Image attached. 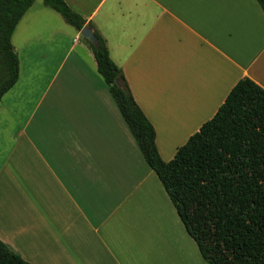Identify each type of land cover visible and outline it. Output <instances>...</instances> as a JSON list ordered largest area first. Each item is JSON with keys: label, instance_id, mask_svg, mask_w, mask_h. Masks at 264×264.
<instances>
[{"label": "crops", "instance_id": "0c3cea01", "mask_svg": "<svg viewBox=\"0 0 264 264\" xmlns=\"http://www.w3.org/2000/svg\"><path fill=\"white\" fill-rule=\"evenodd\" d=\"M64 1L106 41L166 163L239 81L264 90L257 0ZM31 10L19 25L32 17L39 35L48 22ZM74 30L60 32L74 39L60 63L13 45L20 77L0 101V241L29 264H206Z\"/></svg>", "mask_w": 264, "mask_h": 264}, {"label": "trees", "instance_id": "16d2710c", "mask_svg": "<svg viewBox=\"0 0 264 264\" xmlns=\"http://www.w3.org/2000/svg\"><path fill=\"white\" fill-rule=\"evenodd\" d=\"M36 0H0V101L19 81L14 33ZM264 11V0H257ZM44 5L77 31L86 20L64 0ZM90 46L100 76L207 264H264V90L243 79L215 117L166 163L156 131L112 61L106 41ZM0 264H29L0 241Z\"/></svg>", "mask_w": 264, "mask_h": 264}, {"label": "rangeland", "instance_id": "374dc122", "mask_svg": "<svg viewBox=\"0 0 264 264\" xmlns=\"http://www.w3.org/2000/svg\"><path fill=\"white\" fill-rule=\"evenodd\" d=\"M38 10L42 12L43 22L44 21L48 22L47 26L44 27L46 29H42V33L37 35L38 31L36 29L38 30L41 29L40 25L39 24L36 25L35 33H34V31L31 30L34 28V24L33 22H30L32 17H30L29 22L27 20L28 18L26 17L24 23L21 26L19 25L20 27L18 26L14 34L13 45L22 58L25 57V53L22 50L23 47H36V48L39 47V48H44L45 50H42V52L37 54V56L45 52L47 55H50V57H52L53 61L60 63L66 56V52H65L66 49H62V48L64 47L66 48V46H70L74 40L72 36H66L65 34H69L72 32L75 33V30L74 28L68 26L59 14H57L53 10H50V8L46 7L44 5V0H36L35 4L33 5V10H31L30 12L31 15L33 12L35 13ZM43 11L44 12L46 11V14H49L50 17H53L55 19L54 20L48 19L47 17H45V13H43ZM37 19L40 21L39 18ZM57 21H60L59 24L57 23ZM62 25H64L65 28L68 29V32L59 30L61 28H64L62 27ZM60 32H63L65 34ZM57 46L61 47V49H59L57 52H51L48 50L51 47H57Z\"/></svg>", "mask_w": 264, "mask_h": 264}, {"label": "water", "instance_id": "95a60500", "mask_svg": "<svg viewBox=\"0 0 264 264\" xmlns=\"http://www.w3.org/2000/svg\"><path fill=\"white\" fill-rule=\"evenodd\" d=\"M81 36L87 40L91 45H93L94 47H99L100 43L99 40L97 39L95 32L92 28L90 27H85L82 31H81Z\"/></svg>", "mask_w": 264, "mask_h": 264}]
</instances>
